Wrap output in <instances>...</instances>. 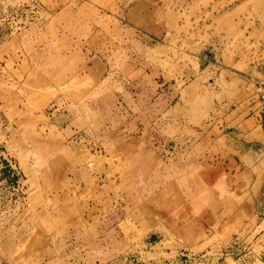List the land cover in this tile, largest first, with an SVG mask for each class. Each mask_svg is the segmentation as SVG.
I'll return each instance as SVG.
<instances>
[{"label":"rangeland","instance_id":"obj_1","mask_svg":"<svg viewBox=\"0 0 264 264\" xmlns=\"http://www.w3.org/2000/svg\"><path fill=\"white\" fill-rule=\"evenodd\" d=\"M260 79L264 0H0V264H264Z\"/></svg>","mask_w":264,"mask_h":264},{"label":"crops","instance_id":"obj_2","mask_svg":"<svg viewBox=\"0 0 264 264\" xmlns=\"http://www.w3.org/2000/svg\"><path fill=\"white\" fill-rule=\"evenodd\" d=\"M252 98L253 96L250 98V101L247 100L248 102L237 105L230 115L233 116V123L236 122V125H238L237 129L239 132L237 133V138L238 141L242 142V147H244L241 151H248L240 152V155H242L247 161H253V166H256L257 158L261 157L262 154L264 155V126L258 122L252 113V110L254 109L252 106ZM242 117L245 118V120H241ZM252 118L255 119V122L251 121ZM249 122L252 126H249ZM232 166L236 174H242L244 171L251 172L247 164L236 163ZM239 167L240 169H238Z\"/></svg>","mask_w":264,"mask_h":264},{"label":"built area","instance_id":"obj_3","mask_svg":"<svg viewBox=\"0 0 264 264\" xmlns=\"http://www.w3.org/2000/svg\"><path fill=\"white\" fill-rule=\"evenodd\" d=\"M253 115L264 126V79L255 82L252 98Z\"/></svg>","mask_w":264,"mask_h":264}]
</instances>
